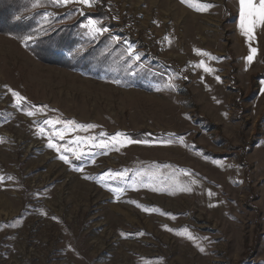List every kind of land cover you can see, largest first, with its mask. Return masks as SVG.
<instances>
[{
    "label": "rangeland",
    "instance_id": "obj_1",
    "mask_svg": "<svg viewBox=\"0 0 264 264\" xmlns=\"http://www.w3.org/2000/svg\"><path fill=\"white\" fill-rule=\"evenodd\" d=\"M201 2L98 0L109 31L86 18L67 51L94 6L32 11L27 46L0 30V264H264V27L249 42L237 0Z\"/></svg>",
    "mask_w": 264,
    "mask_h": 264
},
{
    "label": "snow or ice",
    "instance_id": "obj_2",
    "mask_svg": "<svg viewBox=\"0 0 264 264\" xmlns=\"http://www.w3.org/2000/svg\"><path fill=\"white\" fill-rule=\"evenodd\" d=\"M72 3H78L87 7H93L95 4L98 3V0H33L32 2V8L36 9V8H46L49 5L53 6V7H65L69 4ZM181 3L187 4L189 7H192L195 11H207L209 8L215 7V5H211V4H206V3H202L201 0H181ZM49 15L50 14H45L42 17V23H41V28H43V24L45 22H47L49 20ZM80 15H84V13L81 11ZM19 19V17L17 18ZM82 28L86 29L87 32L86 34L89 35L91 38L95 39L100 35H103L104 33L108 32L109 29L106 27H101L100 26V21L98 20H93V19H87L86 23L81 25ZM238 27L240 29L241 34L246 37V39L250 42L255 38V34H256V29L260 28V27H264V0H239V24ZM39 32V30H37ZM21 42L27 46L28 42L33 41L35 39L34 35H25L23 37L20 38ZM113 39H116L115 37ZM167 39V38H165ZM128 51V55L132 56L133 60H139V55H133L134 50L131 49V46L129 47ZM257 49L255 47H251L250 46V54L246 57V60L249 64H251V62L253 61V58L256 54ZM199 55L208 57L209 59H218L216 57H211V55L207 52H199ZM196 67H201L204 69L205 72H212L213 69H211L210 67H208L206 65V62L204 60H201L200 63L198 65H196ZM217 80H219V77H216ZM169 87H172L171 84H169ZM9 91H12L11 89H9ZM12 95L14 98H16L17 100V105H20L21 101H24L25 98L23 96H20L19 93H16L14 91H12ZM34 113L33 112H28L27 115L32 116ZM62 121L57 120L56 123H61ZM46 124L48 125H52L54 122L51 120H47L45 121ZM65 124H70V125H74L75 128L78 129H87V128H94L96 127L95 125H75L74 121H66L63 122ZM41 132H43V129H40ZM122 134L118 133L115 137H112V141L116 142L119 140V137ZM61 139H63V135L60 136ZM94 139V138H93ZM2 142V141H0ZM122 146L124 143H142V141H133L128 139L127 137L124 138V141L121 142ZM48 146L50 148H55L58 152H59V148L53 144L51 142V139L49 141ZM101 147H106V145H104L103 143L100 145ZM118 150V149H117ZM65 151H67V149H65ZM61 160H63L65 163H69V160L64 156V155H60L59 157ZM77 158H79V154H77ZM82 171V169H77ZM116 176H119L121 179L124 178L125 173H117L115 174ZM106 177L111 179L113 178V174L112 173H107ZM9 179H11V177H9ZM85 179H88V177H85ZM105 179V177H101V180ZM3 180V177H0V181ZM185 190H190V189H185ZM114 192H116L117 194H119L120 192H123V189H113ZM209 195L211 196L212 193H209ZM139 207V205H138ZM169 231H172L171 229H168ZM179 235L182 236H186V238L188 240H191L195 243L196 241V237H194L192 235L191 232H189L187 229L184 230V232L182 233H178ZM122 235H124L122 233ZM141 235H143V233H141ZM197 247H199V250L201 252H204V248L200 247L199 245H197ZM146 264H148V262H146Z\"/></svg>",
    "mask_w": 264,
    "mask_h": 264
},
{
    "label": "trees",
    "instance_id": "obj_3",
    "mask_svg": "<svg viewBox=\"0 0 264 264\" xmlns=\"http://www.w3.org/2000/svg\"><path fill=\"white\" fill-rule=\"evenodd\" d=\"M32 2L33 0H0V30L2 32H6V33L8 32L11 35H18V36H21L22 34L30 35L31 32L33 31V26H35V21L26 19L25 16L31 13L32 11L34 12L36 10L43 9V8L33 9ZM49 7H53V6L49 5L46 8ZM18 17L19 19H17ZM105 17H106V13H104L102 7L96 4L93 11L86 13L84 17L78 19L74 25H65V27L63 26L64 31L61 32L60 40L61 41L64 40L66 43L63 41V46L59 48H62V50L67 51L72 47V44L77 42L76 41L77 32L75 25L80 24L86 18L95 19L99 21L101 19H104ZM52 50L53 49H51L50 47L46 48L44 55L47 54L49 56H52L51 55ZM45 58L47 59V57ZM63 60L66 59L62 57V61ZM66 64L68 65V67L72 68L71 67L72 64H70L69 62ZM145 134H146L145 132H139L138 134H135V137L140 139H144V137L145 139H151V137L154 136L151 133L147 135ZM218 138H222V137L218 136ZM224 141L226 142V140ZM226 146L228 149L232 148L228 144V142L226 143Z\"/></svg>",
    "mask_w": 264,
    "mask_h": 264
},
{
    "label": "built area",
    "instance_id": "obj_4",
    "mask_svg": "<svg viewBox=\"0 0 264 264\" xmlns=\"http://www.w3.org/2000/svg\"><path fill=\"white\" fill-rule=\"evenodd\" d=\"M106 9L108 11V14H109V19L110 20H114L116 23L115 24H119V25H122V15H121V11L119 10V8L111 3V2H108L106 3ZM132 18V17H130Z\"/></svg>",
    "mask_w": 264,
    "mask_h": 264
},
{
    "label": "crops",
    "instance_id": "obj_5",
    "mask_svg": "<svg viewBox=\"0 0 264 264\" xmlns=\"http://www.w3.org/2000/svg\"><path fill=\"white\" fill-rule=\"evenodd\" d=\"M237 8L239 9V0H237ZM94 8H95V5H94ZM94 8H93V10H94ZM93 10H91V11H93ZM91 11H89V12H91ZM89 12H87V13H89ZM227 13H228V15H230V14H232V11L231 10H228L227 9ZM237 13H239V10H238V12ZM86 14V13H85ZM84 14V15H85ZM84 15L82 16V17H80V18H83L84 17ZM80 18H78V19H80ZM237 21H239V14H238V18H237ZM77 22V21H76ZM261 28V27H260ZM260 28H257L256 29V32H258L259 30H260ZM239 29V28H238ZM240 30V29H239ZM256 36H257V34H256ZM251 46H254V44H251ZM246 50H248V48H246ZM248 51H250V49L248 50ZM247 51V52H248ZM256 53H257V51H256Z\"/></svg>",
    "mask_w": 264,
    "mask_h": 264
}]
</instances>
